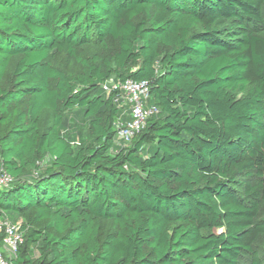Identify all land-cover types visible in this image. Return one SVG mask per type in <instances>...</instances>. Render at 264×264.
I'll return each mask as SVG.
<instances>
[{
  "label": "trees",
  "instance_id": "1",
  "mask_svg": "<svg viewBox=\"0 0 264 264\" xmlns=\"http://www.w3.org/2000/svg\"><path fill=\"white\" fill-rule=\"evenodd\" d=\"M263 6L0 0L11 264H264ZM110 79L158 110L125 147Z\"/></svg>",
  "mask_w": 264,
  "mask_h": 264
},
{
  "label": "built area",
  "instance_id": "2",
  "mask_svg": "<svg viewBox=\"0 0 264 264\" xmlns=\"http://www.w3.org/2000/svg\"><path fill=\"white\" fill-rule=\"evenodd\" d=\"M102 89L107 96L113 92L116 93L114 103L122 110V114L114 125V144L125 147L144 128L146 121L158 113L157 108L147 101L148 83L132 79L116 83L110 79L102 86ZM123 118L126 120L124 121ZM72 145L76 146L79 143L75 141ZM12 182V177L5 170L0 169V189L10 187ZM0 234L3 235L0 264H11L9 260L16 257L18 245L22 242L20 224L12 223L0 216Z\"/></svg>",
  "mask_w": 264,
  "mask_h": 264
},
{
  "label": "rangeland",
  "instance_id": "3",
  "mask_svg": "<svg viewBox=\"0 0 264 264\" xmlns=\"http://www.w3.org/2000/svg\"><path fill=\"white\" fill-rule=\"evenodd\" d=\"M263 18H264V6L262 8ZM14 220V219H13ZM11 219V222L13 221ZM256 222H264V205H260L259 215L256 219ZM254 249L259 254L261 260L264 263V235L259 239V241L255 244ZM241 264H248V261L245 259L241 262Z\"/></svg>",
  "mask_w": 264,
  "mask_h": 264
}]
</instances>
